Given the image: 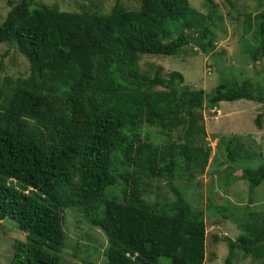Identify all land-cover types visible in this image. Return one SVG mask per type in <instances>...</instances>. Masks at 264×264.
<instances>
[{
    "label": "trees",
    "instance_id": "16d2710c",
    "mask_svg": "<svg viewBox=\"0 0 264 264\" xmlns=\"http://www.w3.org/2000/svg\"><path fill=\"white\" fill-rule=\"evenodd\" d=\"M135 2L128 8L113 0L104 13L6 2L0 44L28 64L26 77L7 81L9 94L0 93V221L26 234L8 264H60L62 213L69 208L104 235L105 264L204 262V212L174 182L190 183L206 166L211 148L199 140L205 110L222 101L264 103V94L253 93L248 81L204 94L185 86L177 71L162 77L158 69L141 70V57L175 56L191 43L213 54L214 39L204 23L194 38L186 34L197 16L187 0ZM245 19L247 27L251 19L257 24L248 53L254 63L264 57V13ZM173 23L182 31L171 37ZM231 176L255 187L264 166ZM155 181L172 199L149 200ZM260 217L240 225L234 240L222 239L223 264H231L234 250L264 261V211Z\"/></svg>",
    "mask_w": 264,
    "mask_h": 264
},
{
    "label": "rangeland",
    "instance_id": "374dc122",
    "mask_svg": "<svg viewBox=\"0 0 264 264\" xmlns=\"http://www.w3.org/2000/svg\"><path fill=\"white\" fill-rule=\"evenodd\" d=\"M6 2L0 0V22L8 10ZM121 2L128 8L136 7L135 0ZM187 2L197 16L191 20L192 27L185 31L186 34L194 38L200 25H207L214 39L213 54L201 53L191 43L175 56H143L139 59V68L147 70L152 67L150 73L158 69L162 77L177 71L182 75L185 86L200 89L204 94L210 93L219 84L230 86L238 81H248L253 93L264 94V57L253 63L248 55L258 40L255 35L257 24L251 19L247 27L249 22L245 19L246 15L252 17L264 13V0ZM35 3L55 4L67 12L89 9L104 13L109 10L113 0H32L33 6ZM181 31L180 26L173 23L171 37ZM4 52L6 54L0 69V93L9 94L6 82L14 84L16 80L26 77L28 64L12 46L3 43L0 44V56ZM211 112L210 115L202 114L204 130L199 137L204 146L211 148L206 166L192 182L177 178L174 186L191 206L204 212L203 264H223L227 246L222 239L234 240L241 233L240 225L254 216L261 218L260 214L264 211V180L251 187L246 180L233 179L231 176H239L244 168L264 166V138L257 137L263 135L257 133L253 139L250 134L257 132L253 128L257 114L262 115L260 123L264 131V103L222 101ZM226 163L234 169L233 174H227ZM149 186V200L158 199L157 194L172 199L163 181L149 182ZM112 193L117 196L115 190ZM217 208L221 211L216 212ZM62 229L65 239L57 254L60 264H105L103 252L106 239L97 228L87 224L80 209L63 211ZM25 237L26 234L16 228L11 220L5 218L0 221V264H8L14 243L24 241ZM231 264H264V261L251 256L243 257L240 251L234 250Z\"/></svg>",
    "mask_w": 264,
    "mask_h": 264
},
{
    "label": "crops",
    "instance_id": "0c3cea01",
    "mask_svg": "<svg viewBox=\"0 0 264 264\" xmlns=\"http://www.w3.org/2000/svg\"><path fill=\"white\" fill-rule=\"evenodd\" d=\"M262 122V121H261ZM260 124V127L259 128H256L255 126L253 127L254 129H256V131L257 132H254V133H256V134H252V133H250L251 134V137L253 138V139H255V137L254 136H256L257 135V133H258V135H263V136H257V137H262V138H264V131L262 130V128H263V126L261 125V123H259ZM251 128H249L248 129V132H249V130H250ZM239 131V130H238ZM244 133H247V132H244Z\"/></svg>",
    "mask_w": 264,
    "mask_h": 264
},
{
    "label": "clouds",
    "instance_id": "9594fccd",
    "mask_svg": "<svg viewBox=\"0 0 264 264\" xmlns=\"http://www.w3.org/2000/svg\"><path fill=\"white\" fill-rule=\"evenodd\" d=\"M213 109V108H212ZM212 109H210V110H207V114L209 113V115L212 113L211 111H212Z\"/></svg>",
    "mask_w": 264,
    "mask_h": 264
},
{
    "label": "water",
    "instance_id": "95a60500",
    "mask_svg": "<svg viewBox=\"0 0 264 264\" xmlns=\"http://www.w3.org/2000/svg\"><path fill=\"white\" fill-rule=\"evenodd\" d=\"M204 114H205V115L207 114V110L204 111Z\"/></svg>",
    "mask_w": 264,
    "mask_h": 264
}]
</instances>
